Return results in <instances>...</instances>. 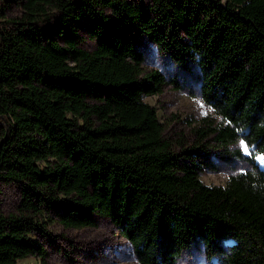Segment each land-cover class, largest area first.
<instances>
[{"label":"trees","instance_id":"obj_1","mask_svg":"<svg viewBox=\"0 0 264 264\" xmlns=\"http://www.w3.org/2000/svg\"><path fill=\"white\" fill-rule=\"evenodd\" d=\"M4 1L0 193L13 182L20 197L0 210V264L46 256L32 237L42 217L75 229L98 216L138 264H178L190 245L210 264H264V0ZM144 40L196 65L214 113L182 149L143 100L166 84ZM215 159L245 168L207 185Z\"/></svg>","mask_w":264,"mask_h":264},{"label":"rangeland","instance_id":"obj_2","mask_svg":"<svg viewBox=\"0 0 264 264\" xmlns=\"http://www.w3.org/2000/svg\"><path fill=\"white\" fill-rule=\"evenodd\" d=\"M7 4L0 0V10L15 13V8L8 7ZM80 34V45L85 49H92L95 45L94 38L83 31ZM141 48L146 59L145 65L160 71L166 80L160 93L143 96V100L155 107L165 127V135L176 144L177 150L182 149L176 143L179 139L185 147L191 145L195 136L193 131L200 125L202 117H214L210 107L200 97L196 65H179L147 40L143 41ZM231 147L244 151L241 142ZM214 163L215 168H205L200 173V179L207 185H224L232 173L245 168L243 161L239 160L226 163L215 159ZM19 197V184H2L0 210L5 213L14 212ZM42 220L45 218H40L43 231L32 237L43 245L46 256H27L19 259L18 264H138L128 241L102 216L97 217L95 226L75 229L64 228L52 218L45 222ZM178 264L210 263L199 246L190 245L180 253Z\"/></svg>","mask_w":264,"mask_h":264},{"label":"snow or ice","instance_id":"obj_3","mask_svg":"<svg viewBox=\"0 0 264 264\" xmlns=\"http://www.w3.org/2000/svg\"><path fill=\"white\" fill-rule=\"evenodd\" d=\"M241 144L244 145V151L245 152H249L250 151V149L248 148V146L245 144L244 141H241ZM259 158L260 159H264V154H262Z\"/></svg>","mask_w":264,"mask_h":264}]
</instances>
